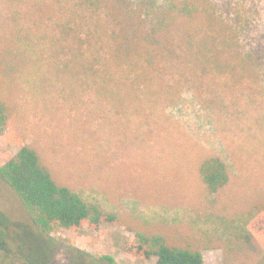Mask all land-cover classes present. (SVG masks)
I'll use <instances>...</instances> for the list:
<instances>
[{
    "label": "rangeland",
    "instance_id": "obj_1",
    "mask_svg": "<svg viewBox=\"0 0 264 264\" xmlns=\"http://www.w3.org/2000/svg\"><path fill=\"white\" fill-rule=\"evenodd\" d=\"M256 1L249 31L264 36V0ZM89 14L79 0H0V45L25 51L19 40L27 39L36 56L5 89L12 117L0 134V167L32 147L58 183L115 220L45 237L0 176V264H110L103 256L155 264L128 256L138 233L177 244L199 239L214 248L203 250L206 264H264V239L240 234L264 206V55L241 84L203 73L187 40L214 43L216 35L204 17L180 20L177 55L154 51L143 72L121 66L97 93L101 73L83 66L104 64L120 27L104 10ZM243 44L249 48L248 39ZM210 156L230 173L217 193L200 174Z\"/></svg>",
    "mask_w": 264,
    "mask_h": 264
},
{
    "label": "trees",
    "instance_id": "obj_2",
    "mask_svg": "<svg viewBox=\"0 0 264 264\" xmlns=\"http://www.w3.org/2000/svg\"><path fill=\"white\" fill-rule=\"evenodd\" d=\"M256 2L79 0L81 8L90 13L89 19L95 18L93 15L104 10L110 22L113 21L111 23L115 22L120 27L119 34L111 37L110 49L106 57L102 58L104 64L95 60L94 63L85 64L83 68L95 76L101 73L99 80H102L103 88H98L97 93L102 89L107 92L108 85L114 82L121 66L128 67L131 72L136 69L143 72L144 66L153 65L154 51L177 55L181 47L176 33L180 20L204 17L206 25L216 35L214 43L207 38L196 42L189 38L186 43L193 60L198 61L200 70L203 73L210 70L213 74L229 76L239 84L247 78L252 80L257 71V63L264 55V36H253L249 31L251 11ZM66 25L63 26V34L69 32ZM244 38L248 39L249 48L244 47ZM19 43L29 50L20 51L17 47L14 50L13 46L7 48L5 44L0 45V134L12 117V109L4 97L8 82L13 75L21 72L20 65L26 59L31 58L36 64V56L31 52L29 41L21 38ZM200 174L208 191L212 193L221 191L230 179L227 165L217 156H210L202 162ZM0 176L19 197L34 226L45 237H50L58 228L79 231L83 225H88L97 230L103 222L111 223L115 220L114 215L104 212L97 204L86 202L68 186L58 183L32 147H21L0 167ZM240 234L264 239V206L258 212L250 214ZM5 239L2 232L0 243H4ZM204 249L214 248H203L196 238L185 239L183 244H177L160 234L138 233L135 241L127 248V254L135 259L156 258L155 264H204ZM100 260L114 263L110 256H103ZM22 263L39 264L26 261Z\"/></svg>",
    "mask_w": 264,
    "mask_h": 264
},
{
    "label": "crops",
    "instance_id": "obj_3",
    "mask_svg": "<svg viewBox=\"0 0 264 264\" xmlns=\"http://www.w3.org/2000/svg\"><path fill=\"white\" fill-rule=\"evenodd\" d=\"M202 254H203L204 264H206V259H205L204 251L202 252Z\"/></svg>",
    "mask_w": 264,
    "mask_h": 264
}]
</instances>
